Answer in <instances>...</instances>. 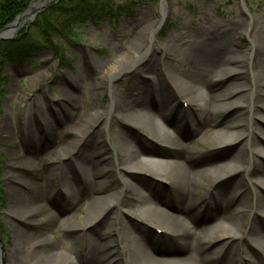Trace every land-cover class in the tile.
I'll return each instance as SVG.
<instances>
[{
	"label": "bare ground",
	"instance_id": "1",
	"mask_svg": "<svg viewBox=\"0 0 264 264\" xmlns=\"http://www.w3.org/2000/svg\"><path fill=\"white\" fill-rule=\"evenodd\" d=\"M161 3L163 6V0ZM249 28L253 30L251 43L244 50L234 48L235 37ZM155 32L147 24L132 31L127 42L132 56L123 68L134 72L136 79L129 85L127 95H113L110 90L108 106L93 111L97 118L111 116L124 126L141 129L171 151L155 152L141 143L133 144L123 132H118L115 142L106 138L119 158L115 167L124 172L119 177L121 188L132 192L118 200L113 193H100L110 163L106 155H101L104 148L93 145L84 150L78 146L87 136H95L94 144L98 141L90 114L78 119V131L67 128L68 139L59 140L52 130L46 138L51 144L49 152L38 154L35 150L31 160L36 164L47 158L56 160L58 184L53 187L41 171L35 182L20 180L13 184L23 194L9 185L13 198L7 213L21 229L13 235L3 264H264V233L255 225L260 216L264 217V167L256 160L264 157V142L258 138L264 139V135L250 124L252 117L264 122V31L256 30L251 21L230 28L197 27L189 36H170L139 58L141 47L148 46ZM172 63L177 65L172 67ZM115 71L112 67L106 74ZM61 94L59 108L70 100L67 90L61 89ZM241 101L246 102L248 119L241 116ZM191 109L199 117V123L192 127L193 134L199 138L210 134L216 146L237 144L225 161L202 169L190 162L195 151L184 142L180 131ZM222 111L229 120L213 131V117ZM27 161L29 158L22 157L20 164ZM60 161L75 169L77 181L71 180ZM135 172L167 181L175 199L171 200L167 191L145 194L142 189L148 187L132 181ZM227 174L238 176V180L221 193L218 185L222 181L217 179L228 178ZM233 201L239 208L236 213L230 207ZM200 207L209 209V217L219 211L213 219L217 224L197 217ZM79 212L82 213L77 215ZM130 217L161 230L165 236L138 234L129 225ZM94 220L106 228L98 227L91 234L87 224ZM215 233L217 238L212 237ZM67 235L72 239L65 247L62 241ZM211 238L223 241L204 254L203 246ZM166 241L174 242L185 255L161 257L158 246ZM250 244L255 248L256 263L245 250L244 245ZM215 252L218 256L213 259L210 256Z\"/></svg>",
	"mask_w": 264,
	"mask_h": 264
},
{
	"label": "rangeland",
	"instance_id": "2",
	"mask_svg": "<svg viewBox=\"0 0 264 264\" xmlns=\"http://www.w3.org/2000/svg\"><path fill=\"white\" fill-rule=\"evenodd\" d=\"M35 1L37 0H31L29 4ZM57 1L51 0L35 15V11L32 10L30 15L34 16L22 21L12 37L21 30H29L31 22L37 14ZM112 2L116 7L121 6L119 7L121 10L114 18L100 20L96 24L87 22L75 26L73 40L59 38L56 41L57 49L55 48V52H53L54 50L43 49L22 64L3 63L1 73L5 77L4 96L0 99V251L2 255L0 264L4 263L7 250L12 244L13 235L21 229L12 223L7 213L13 198L12 195H9V185L13 186L15 191L23 194L24 191L19 190L13 184L20 180L35 182L39 179L41 171L45 172L53 187L58 184L59 176L54 173L58 163L56 160L47 158L40 164L32 163L33 160H31L35 150L38 154L49 152L51 144L46 138L52 130L58 134L59 140L68 139L70 132L67 128L78 131L80 129L78 119L83 117L85 113L90 114V125H92V130L98 131V141L94 144L95 136H87L79 141L78 146L84 150L94 148L93 145L97 148H104L101 155H106L110 163L107 164L109 167L108 174L100 193H113L118 197V200L131 196L132 192L121 188L119 177L124 172L115 167L119 158L116 157L106 138L116 141L118 132H123L131 137L133 144L141 143L145 148L155 152H168L170 150L167 146L151 139L141 129L124 126L123 123L111 119V116L107 118L102 115L97 118V114L93 111H102L108 106L111 98L110 90L113 95H127L129 85L136 79L134 72H131L129 68H123L127 58L132 56L131 50L127 47V42L133 30L138 29L142 24H147L156 29L151 41L148 42V46L146 44L141 47L138 53L139 58L145 55L148 48H150L148 50L150 52L153 47L157 48L170 36H189L197 27L226 25L230 28L233 25L251 21L255 23L256 30L264 31V0H163L164 8L161 5V0H112ZM162 10L163 15L161 14ZM160 17L162 18L161 21L159 20ZM252 31L249 28L245 34H236L238 36L235 37L232 46L244 50L252 41ZM145 32L147 34L148 31ZM32 33L35 35V31ZM34 35L33 38L38 40L37 35ZM181 48L184 49L183 46ZM179 60L182 61L181 58ZM176 65L177 63L171 64L172 67ZM112 67L116 71L107 75V71ZM61 89L67 90L70 100H68L69 102L64 101V105L59 108L57 103L63 100ZM241 103L243 104L240 105L241 116L248 119L249 113L244 106L246 102L241 101ZM186 114H188L187 121L182 125L180 133L184 142H188L195 151L190 157V162L197 168L202 169L212 164L221 163L238 148L237 144L216 146L210 134H205L199 138L196 133L193 134L192 132L193 125L199 123V117L192 109ZM226 115L222 111L213 117L214 123L211 127L213 131L229 120ZM250 124L258 128L260 133L264 135L263 121L257 117H252ZM105 134L106 136L103 137ZM194 137L197 138L194 139ZM258 138L260 143L264 142V139ZM154 154L148 156H154ZM22 157L29 158V162H21L20 164ZM256 160L264 167L263 156L256 157ZM60 165L66 166V173L72 181H77L78 174L73 167H68L67 162ZM249 174L251 177L255 175L252 170L249 171ZM132 178V181L136 180L148 187L142 189L145 194L153 191H167L171 195L170 199H175L173 189L169 188V183L164 179L144 172H135L132 174ZM236 180H238V176H230V174L228 178L226 176L218 178L217 181H222L218 185L219 191L225 193L230 190L232 183ZM243 180L247 182L246 177ZM263 189L261 195L264 201ZM257 190L259 191V189ZM230 207L235 209V213L238 212L239 208L236 201H233ZM203 208L197 209L196 216L208 218L207 223L212 221V224H217L213 219L215 215L219 214V211L214 212L215 214L209 217V209ZM81 213L79 212L77 215ZM129 220L130 227L138 234L152 238L154 235L160 237L164 235L161 230L140 219L130 217ZM97 221L94 220L87 224V230L91 234L98 231L96 229L98 227L100 230L106 228L99 225ZM255 223L256 227L264 233V217L260 216ZM38 227L44 229L43 225H38ZM216 236L215 233L212 237L217 238ZM64 238L62 242L67 247V242L72 239V236L67 235ZM214 238L204 244V254L211 252L218 243L223 241V239L217 241ZM105 239L101 238L100 240L104 241ZM244 246L251 256V261L256 263L257 258L254 254L253 245ZM158 247L161 257L181 258L185 255V252L171 241L161 242ZM115 249L117 252L119 251V247L116 246ZM217 256L218 252H215L210 257L214 259ZM209 264H214V262L211 261Z\"/></svg>",
	"mask_w": 264,
	"mask_h": 264
},
{
	"label": "trees",
	"instance_id": "3",
	"mask_svg": "<svg viewBox=\"0 0 264 264\" xmlns=\"http://www.w3.org/2000/svg\"><path fill=\"white\" fill-rule=\"evenodd\" d=\"M30 1L0 0V29L22 12ZM119 7L114 6L112 0H58L37 14L29 30H21L11 39L0 40V99L4 96L3 63L22 64L43 49L55 52L59 38L73 40L75 26L114 18L121 10ZM32 31L38 40L33 38Z\"/></svg>",
	"mask_w": 264,
	"mask_h": 264
},
{
	"label": "water",
	"instance_id": "4",
	"mask_svg": "<svg viewBox=\"0 0 264 264\" xmlns=\"http://www.w3.org/2000/svg\"><path fill=\"white\" fill-rule=\"evenodd\" d=\"M51 0H37L27 6V8L18 14L14 20L0 29V40L10 39L13 36L14 31L20 26L22 21L30 16H34L39 10H41ZM34 10V15H30L31 11Z\"/></svg>",
	"mask_w": 264,
	"mask_h": 264
}]
</instances>
